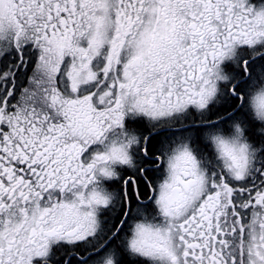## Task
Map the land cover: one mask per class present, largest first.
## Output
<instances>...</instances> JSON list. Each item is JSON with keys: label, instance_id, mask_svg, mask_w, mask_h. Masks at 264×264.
I'll list each match as a JSON object with an SVG mask.
<instances>
[{"label": "snow or ice", "instance_id": "snow-or-ice-1", "mask_svg": "<svg viewBox=\"0 0 264 264\" xmlns=\"http://www.w3.org/2000/svg\"><path fill=\"white\" fill-rule=\"evenodd\" d=\"M0 264H264V0H0Z\"/></svg>", "mask_w": 264, "mask_h": 264}]
</instances>
